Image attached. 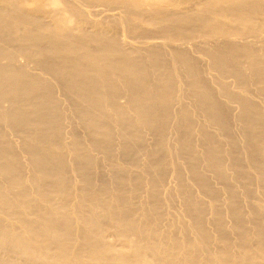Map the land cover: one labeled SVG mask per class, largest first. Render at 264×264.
Listing matches in <instances>:
<instances>
[{
    "label": "bare ground",
    "instance_id": "obj_1",
    "mask_svg": "<svg viewBox=\"0 0 264 264\" xmlns=\"http://www.w3.org/2000/svg\"><path fill=\"white\" fill-rule=\"evenodd\" d=\"M0 264H264V0H0Z\"/></svg>",
    "mask_w": 264,
    "mask_h": 264
},
{
    "label": "rangeland",
    "instance_id": "obj_2",
    "mask_svg": "<svg viewBox=\"0 0 264 264\" xmlns=\"http://www.w3.org/2000/svg\"><path fill=\"white\" fill-rule=\"evenodd\" d=\"M100 8V7H99ZM101 8H103V7H101ZM102 17V15H99V16H90V18L89 19H87L88 21H91V20H94V19H96V18H101ZM104 17V16H103ZM118 33H119V36H120V38L123 40V41H129V40H132L131 39V37H130V34L128 33V31L125 29V28H123V27H119L118 29ZM153 39H157V40H159L158 39V37L157 38H153ZM20 60L21 61H24L25 59H23L21 56H20ZM26 62V63H25ZM28 63V64H27ZM24 64L27 66V68L29 69V70H35L36 71V69H34L33 68V64L31 63V62H27V60L26 61H24ZM32 65V66H31ZM248 73V72H247ZM180 94V92H179V89H177V95H179ZM121 101H123V99H121ZM3 107H6V103H4L3 105H2Z\"/></svg>",
    "mask_w": 264,
    "mask_h": 264
}]
</instances>
